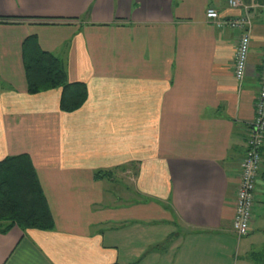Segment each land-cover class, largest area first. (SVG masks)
<instances>
[{
	"label": "crops",
	"instance_id": "0c3cea01",
	"mask_svg": "<svg viewBox=\"0 0 264 264\" xmlns=\"http://www.w3.org/2000/svg\"><path fill=\"white\" fill-rule=\"evenodd\" d=\"M240 5L0 0V161L30 158L54 222L0 233V264H264V144L249 233L231 231L264 49V0ZM245 7L238 82L239 34L204 14ZM28 38L85 85L77 111L59 110V89L28 94Z\"/></svg>",
	"mask_w": 264,
	"mask_h": 264
},
{
	"label": "trees",
	"instance_id": "16d2710c",
	"mask_svg": "<svg viewBox=\"0 0 264 264\" xmlns=\"http://www.w3.org/2000/svg\"><path fill=\"white\" fill-rule=\"evenodd\" d=\"M23 66L28 94L59 89V110L63 113L77 111L86 101L85 85L68 82L63 64L52 54L40 50L33 38L23 44ZM107 175L97 172L94 177ZM14 226L22 232L51 231L54 227L48 202L27 155L0 161V233L6 234Z\"/></svg>",
	"mask_w": 264,
	"mask_h": 264
},
{
	"label": "built area",
	"instance_id": "2783aa9c",
	"mask_svg": "<svg viewBox=\"0 0 264 264\" xmlns=\"http://www.w3.org/2000/svg\"><path fill=\"white\" fill-rule=\"evenodd\" d=\"M223 2L232 9L241 6L240 0H223ZM204 16L206 22L217 30L229 29L238 32L233 75L238 82H241L245 75L250 48L251 20L248 8L245 7L244 14L237 18L221 19L214 8H207ZM258 79L255 115L248 127L246 150L239 167V181L233 204L231 231L236 238L245 237L249 233L255 203V187L260 177V151L264 144V49Z\"/></svg>",
	"mask_w": 264,
	"mask_h": 264
},
{
	"label": "rangeland",
	"instance_id": "374dc122",
	"mask_svg": "<svg viewBox=\"0 0 264 264\" xmlns=\"http://www.w3.org/2000/svg\"><path fill=\"white\" fill-rule=\"evenodd\" d=\"M125 183H127V184H126V186H127V185H128V182L126 181Z\"/></svg>",
	"mask_w": 264,
	"mask_h": 264
}]
</instances>
